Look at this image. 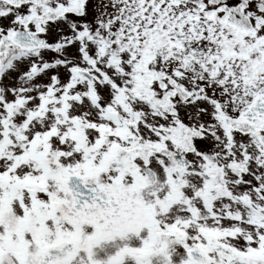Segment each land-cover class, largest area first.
<instances>
[{"label":"snow or ice","instance_id":"1","mask_svg":"<svg viewBox=\"0 0 264 264\" xmlns=\"http://www.w3.org/2000/svg\"><path fill=\"white\" fill-rule=\"evenodd\" d=\"M0 264H264V0H0Z\"/></svg>","mask_w":264,"mask_h":264}]
</instances>
